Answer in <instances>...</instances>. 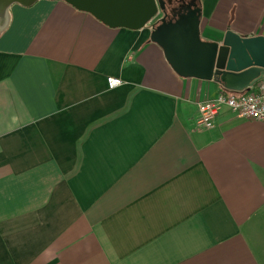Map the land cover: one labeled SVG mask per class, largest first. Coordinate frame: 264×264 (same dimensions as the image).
Listing matches in <instances>:
<instances>
[{
	"label": "crops",
	"instance_id": "obj_1",
	"mask_svg": "<svg viewBox=\"0 0 264 264\" xmlns=\"http://www.w3.org/2000/svg\"><path fill=\"white\" fill-rule=\"evenodd\" d=\"M233 1L199 0L203 40L264 36V0H243L250 23ZM151 30L62 0L11 7L0 264H264V122L224 109L197 127L196 103L225 89L180 77Z\"/></svg>",
	"mask_w": 264,
	"mask_h": 264
},
{
	"label": "water",
	"instance_id": "obj_2",
	"mask_svg": "<svg viewBox=\"0 0 264 264\" xmlns=\"http://www.w3.org/2000/svg\"><path fill=\"white\" fill-rule=\"evenodd\" d=\"M38 1L0 0V35L11 24L13 5L30 8ZM62 1L111 28L138 30L150 24L151 41L162 48L180 77L214 81L230 92L248 90L264 79V36H242L227 30L221 40H203L199 29L201 8L196 3L175 21H166L165 0ZM160 13L163 17L153 23Z\"/></svg>",
	"mask_w": 264,
	"mask_h": 264
},
{
	"label": "built area",
	"instance_id": "obj_3",
	"mask_svg": "<svg viewBox=\"0 0 264 264\" xmlns=\"http://www.w3.org/2000/svg\"><path fill=\"white\" fill-rule=\"evenodd\" d=\"M106 83L109 89L122 85L119 77L108 76ZM197 127H208L215 117L224 109L240 117L264 122V79L254 83L248 90L241 92H220L216 96L199 100L196 103Z\"/></svg>",
	"mask_w": 264,
	"mask_h": 264
},
{
	"label": "flooded vegetation",
	"instance_id": "obj_4",
	"mask_svg": "<svg viewBox=\"0 0 264 264\" xmlns=\"http://www.w3.org/2000/svg\"><path fill=\"white\" fill-rule=\"evenodd\" d=\"M166 1V9H167V15H166V21H175L179 15L186 13L189 10V7L194 8L193 3H196L197 6H199V0H170V3H168V0ZM163 17V15L160 13L158 18L153 22H157Z\"/></svg>",
	"mask_w": 264,
	"mask_h": 264
},
{
	"label": "rangeland",
	"instance_id": "obj_5",
	"mask_svg": "<svg viewBox=\"0 0 264 264\" xmlns=\"http://www.w3.org/2000/svg\"><path fill=\"white\" fill-rule=\"evenodd\" d=\"M232 5H233L232 11L237 10V11H235L233 13V16H232L233 18L232 19H235L234 17L236 16L239 20H241V18H243L249 23L251 21L255 20V13H256L255 10L252 7L251 8H247L245 1L236 0V1H233ZM241 11H242V14H241ZM158 16H156L152 20V22H154L156 20V18H158ZM222 92H224V91H222Z\"/></svg>",
	"mask_w": 264,
	"mask_h": 264
},
{
	"label": "trees",
	"instance_id": "obj_6",
	"mask_svg": "<svg viewBox=\"0 0 264 264\" xmlns=\"http://www.w3.org/2000/svg\"><path fill=\"white\" fill-rule=\"evenodd\" d=\"M224 92H228L229 93L230 91L224 90Z\"/></svg>",
	"mask_w": 264,
	"mask_h": 264
}]
</instances>
